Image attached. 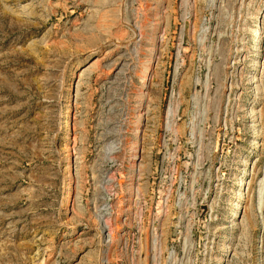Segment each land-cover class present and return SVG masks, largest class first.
Returning a JSON list of instances; mask_svg holds the SVG:
<instances>
[{"label":"rangeland","instance_id":"obj_1","mask_svg":"<svg viewBox=\"0 0 264 264\" xmlns=\"http://www.w3.org/2000/svg\"><path fill=\"white\" fill-rule=\"evenodd\" d=\"M259 25L264 0H0V264H264Z\"/></svg>","mask_w":264,"mask_h":264},{"label":"bare ground","instance_id":"obj_2","mask_svg":"<svg viewBox=\"0 0 264 264\" xmlns=\"http://www.w3.org/2000/svg\"><path fill=\"white\" fill-rule=\"evenodd\" d=\"M256 33V34H255ZM254 39H255V44H257V45H260V40L262 39V36H263V34H264V32H263V29H262V27H261V25H259V26H257V28L255 29V31H254ZM260 36V37H259ZM256 38H259V40H256ZM150 67V66H149ZM150 70H151V68L150 69H148V68H146L145 69V71H144V74L146 73V72H148V74H143V76H141L142 77V84H146L147 82H148V80H149V72H150ZM77 88V87H76ZM78 89V88H77ZM78 92V91H77ZM255 93V92H254ZM256 94V93H255ZM69 108H66V112L63 114V116H66V123H65V125H64V127H68L69 126V123H68V117H67V115H69ZM68 133H69V130H68ZM69 135V134H68ZM243 184V183H242ZM244 185V184H243ZM68 189H70V186H68ZM70 193L68 194V198H67V200H66V202H65V204H63V207H67L68 206V203H69V201H70ZM241 199H243V194H242V192H239V194H238V201L239 200H241ZM71 201H72V199H71ZM70 201V202H71ZM240 208V205H239V203H237L236 204V209H239Z\"/></svg>","mask_w":264,"mask_h":264}]
</instances>
